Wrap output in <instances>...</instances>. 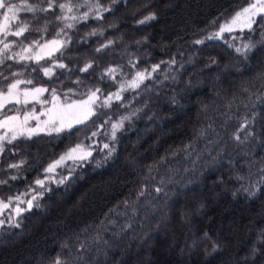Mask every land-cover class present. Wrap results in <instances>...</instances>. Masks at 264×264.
<instances>
[{
	"label": "trees",
	"instance_id": "1",
	"mask_svg": "<svg viewBox=\"0 0 264 264\" xmlns=\"http://www.w3.org/2000/svg\"><path fill=\"white\" fill-rule=\"evenodd\" d=\"M29 2L47 6L44 0ZM99 2L109 10L102 19H94L93 10L87 21L56 20L58 8L35 18L21 12L20 19L33 30L8 39L25 45L67 40V47L53 54L67 69H55L50 80L42 71L33 72L34 64L8 61L0 73H23L17 78L33 81L27 87L73 89L71 99L100 88L103 100L137 71L155 64L160 69L139 89L122 92V101H113L111 108H97L102 115L77 126L78 131L41 133L5 145L0 181L7 183L0 184V199L38 194L34 205L40 207L20 217L13 214L20 227L7 222L0 227V264H53L57 257L65 264H264V25L194 43L250 0ZM86 11L84 6L68 15ZM150 15L155 18L140 23ZM65 23L74 27L57 37ZM93 31L97 34L88 35ZM109 40V47L96 52ZM249 43L254 47L246 56L235 51ZM89 62L93 68L80 72ZM108 68L117 69L115 79L105 74ZM35 109L42 108L35 104ZM125 116L131 118L112 140L111 124ZM245 119L251 123L239 133L240 142L234 134ZM93 120L109 123L87 139L97 131ZM81 142L93 144L92 158L60 167L57 174L69 178L63 184L47 181L39 195L34 181L44 178L52 160ZM105 143L115 148L107 162V150H101ZM21 161L19 169L8 167ZM157 187L163 191L157 193ZM167 242L168 255L160 260Z\"/></svg>",
	"mask_w": 264,
	"mask_h": 264
},
{
	"label": "snow or ice",
	"instance_id": "2",
	"mask_svg": "<svg viewBox=\"0 0 264 264\" xmlns=\"http://www.w3.org/2000/svg\"><path fill=\"white\" fill-rule=\"evenodd\" d=\"M46 2V7H41L38 4L30 3L29 0H21L20 3H13L12 0H0V65H5L8 61H13L17 64L24 63L29 67H32V71L39 74L41 71L45 77L50 80L55 77V69H67V65L64 63L57 62L54 58V53L61 52V50L67 47L68 41L63 39H52L41 43L40 41H32L29 44H23L22 42H17L16 40H9L8 37H24L25 33L31 32L33 29L29 27V22L20 19L21 12L32 13L33 18H35L36 13H49L50 11L54 13L55 9L58 8L61 15L56 16V20L60 21H87L93 10H95L94 19H102L101 13L108 11V8L103 7L99 0H95V3H90V0H84V3L73 5L71 0H67L65 3H58L57 0H44ZM116 0H113L115 3ZM88 7V11L84 12L80 16L68 15L73 13L74 9L79 10L80 7ZM257 17L259 20H257ZM154 15L145 17L144 23L147 20L154 19ZM258 26L264 25V0H253L249 3L247 7H244L239 12L235 14L234 17L228 22L219 26V30L209 33L203 40H196L194 43L202 44L205 41H212L223 39V33H231L236 27H240L243 31L245 28L249 31H254L253 25ZM74 27L73 23H65L64 28H61L57 33V37L61 34H65V28L70 29ZM38 30V29H37ZM96 31L89 33L88 35H96ZM102 34V33H101ZM264 36V32L261 33ZM113 41L109 40L106 44H102L96 49V52H101L105 48L109 47ZM230 47L232 45H229ZM19 47L18 51H13L14 48ZM254 47L252 44H244L242 47H236L235 51L242 55H247V52L251 51ZM62 54V53H61ZM48 63V67H44L43 63ZM161 63H165L161 61ZM169 65L175 64V60L168 61ZM12 65H8L11 67ZM93 63H86L82 68L79 69L80 72H88L89 69L93 68ZM160 69V64L152 65L151 70L145 69L143 71H137L130 81L125 84H121L116 92L108 93L101 100L102 90L100 88L89 89L86 94H80L81 99H71L76 93L73 89H68V91L60 92L57 88L53 87L51 89L45 87H27V85H32V80H21L17 77L23 75V73L11 72L9 76H5L0 73V154L5 151L6 144H12L13 141H17L21 138L31 139L33 136H39L41 133L51 135L56 133L57 135L62 133L71 134L73 130L78 131L79 125H87L93 117H98L102 113L97 112V108H111L113 101H122V92L128 90L139 89L145 80L151 79L153 73L158 72ZM115 68L106 69V75L115 79L113 73L116 72ZM167 78V77H165ZM75 83L79 84L80 81L77 80ZM25 85V87H21ZM48 93L50 99L42 98L44 94ZM35 104H39L43 109L42 113L37 114L35 109ZM19 106V107H17ZM29 110H23L29 108ZM41 115L46 117L41 121ZM135 115V113H133ZM131 117L125 116L121 117L120 120L113 122L111 124V136L112 140L116 139V132L123 127V121L130 119ZM35 121L34 126H30V122ZM109 121H105L104 124L95 125L93 120V125L97 127V131H93L90 137L87 139H92L101 134V129L104 128L105 124ZM251 123L250 120L245 119L241 124L237 133L234 134V139L240 141L239 133L244 131L246 127ZM107 135L108 133H104ZM203 134V133H202ZM251 133H247L244 139H248ZM243 142V141H240ZM95 141H93V144ZM93 144L85 145L83 142L74 145L69 148L60 158L53 161L44 169V179H36L34 184L41 191L39 195H42L44 185L46 181L50 180L52 177L50 174H54L56 169L59 167L66 166V162L71 160L74 164L83 163L92 158L93 151L95 148ZM107 150V156L104 158V162H107L109 158L115 153V148L110 147L109 144H103L101 150ZM163 160V158H162ZM24 162L21 161L16 164H10L9 168L19 169ZM97 167L101 166V162H96ZM151 171V168L149 169ZM71 172L69 173V176ZM69 177H62L57 180L56 183L63 184ZM11 179H17L16 176H12ZM7 181H0V184H6ZM33 193L36 189H31ZM157 193L163 191V188H155ZM28 195V193H21L16 196H10L5 200L0 199V215L4 214V211L11 208L15 217H20L25 211H30L33 206L39 208V203L34 202L38 199V194H33L31 199L24 200L22 197ZM140 195H144V191L140 192ZM15 202L16 207L11 206ZM26 203L27 208H21L20 204ZM13 227H20L18 220L14 219L13 216H8L7 220L0 219V227L5 223ZM83 248V245L81 246ZM53 264H65V262L57 257Z\"/></svg>",
	"mask_w": 264,
	"mask_h": 264
},
{
	"label": "rangeland",
	"instance_id": "3",
	"mask_svg": "<svg viewBox=\"0 0 264 264\" xmlns=\"http://www.w3.org/2000/svg\"><path fill=\"white\" fill-rule=\"evenodd\" d=\"M90 1H91V0H90ZM252 2H253V0H250L249 3H252ZM249 3H248L247 5H245L244 7H247V6L249 5ZM244 7H242L241 9H243ZM241 9H240V10H241ZM240 10H238L237 12H239ZM237 12L233 13L232 15L225 16L224 19H223V21H222V23H221V25L224 24L225 22L230 21V20L232 19V17H234L235 14H236ZM237 29H240V27H236V28H235V30H237ZM218 30H219V28L214 29V30H212L211 32H215V31H218ZM211 32H208L207 34L203 35L201 39L203 40V39H204L209 33H211ZM52 39H57V38H52ZM52 39H50V40H52ZM58 39H59V38H58ZM47 41H48V40H47ZM44 42H45V41H44ZM42 43H43V42H42ZM35 87H43V86L38 85V86H35ZM82 98H84V97H82ZM79 99H81V98H79ZM42 111H43V109H41L39 112H37V114L42 113ZM0 118H2V117H0ZM40 118H41V121H43L44 119H46V117H44L43 115H41ZM118 120H120V119H118ZM34 125H35V121L30 122V126H34ZM0 134H2V132H0ZM71 147H73V146H71ZM71 147H70V148H71ZM67 150H68V149H67ZM67 150H66V151H67ZM66 151H65V152H66ZM65 152H63L61 155H63ZM61 155H60V156H61ZM60 156H58L56 159L52 160L49 164H51L53 161L58 160V159L60 158ZM68 163H72V161L69 160V161L66 162V164H68ZM49 164H48V165H49ZM48 165H47V167H48ZM47 167H46V168H47ZM59 168H60V167H59ZM59 168L56 169V171H55L54 174H50L52 178H51L50 180H48V182H50V181H52V182H56L57 180H59V179H61V178L63 177L62 174H57ZM41 179H44V178H41ZM46 182H47V181H46ZM22 199H24V200H28V199H26L25 197H22ZM30 199H31V198H30ZM22 204H26V203H22ZM22 204H20L21 207H22ZM11 207H12V208H15V207H16L15 202L13 203V205H12ZM4 212H6V215L4 216V219H7L8 216H12V215L14 214V213L11 211V208L5 210ZM0 219H3V218L0 216ZM170 247H171V244H169L168 242L165 243V244H163V245L161 246V248H160V250H159V254H158V256H157L158 259L163 260L164 258H166V256L168 255V251H169ZM136 264H138V262H136ZM142 264H149V263H147L146 261H143ZM180 264H184V263L181 261Z\"/></svg>",
	"mask_w": 264,
	"mask_h": 264
}]
</instances>
